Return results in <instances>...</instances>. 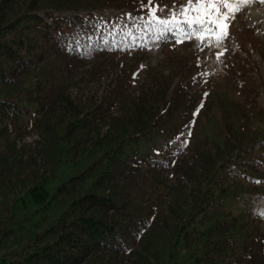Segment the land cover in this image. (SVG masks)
<instances>
[{"label": "trees", "instance_id": "1", "mask_svg": "<svg viewBox=\"0 0 264 264\" xmlns=\"http://www.w3.org/2000/svg\"><path fill=\"white\" fill-rule=\"evenodd\" d=\"M141 2L0 0V264H264V109L258 132L236 110L230 122L208 113L209 92L196 102L179 83L166 100L156 73L161 109L151 90L132 95L145 52L128 39L137 26L91 9L128 7L140 21ZM177 3L154 0L157 15ZM77 10L88 11L60 13ZM150 23L177 43L174 25ZM90 60L85 81L119 75L81 107L70 75ZM29 132L37 139L17 147ZM182 140L195 145L190 166ZM38 155L46 168L29 177Z\"/></svg>", "mask_w": 264, "mask_h": 264}, {"label": "rangeland", "instance_id": "2", "mask_svg": "<svg viewBox=\"0 0 264 264\" xmlns=\"http://www.w3.org/2000/svg\"><path fill=\"white\" fill-rule=\"evenodd\" d=\"M167 1L171 3L173 0ZM185 3L186 0H178L175 6L178 7ZM172 8L170 7V9ZM240 9L236 13L235 19L231 21L235 28H232L230 23L228 28L230 35L219 45L215 37L210 40L206 39L203 43L192 38L186 40L189 44L176 42L164 44L161 35L148 20V12L145 13L144 19H139L140 21L137 20L134 10L128 7L93 8L92 13L98 12L99 15L106 17L120 16L137 26L136 33H131L128 39L132 46H139L143 52L145 51L141 63L144 67L139 66L140 77L130 88L132 95L151 90L154 96L152 106L161 109L163 101L160 100L157 91L160 82L159 79L152 77L154 73H156L155 77L160 74L163 83L168 85L166 100L179 83L182 84L187 98L196 99V102L200 100L199 96L209 92L206 100L208 113L217 114L221 112L225 121L230 122L228 112L232 113L236 110L240 114L239 122H247L246 124L256 126L260 132L263 124L259 121V113L264 109V16H262L264 15V3H260L259 0H252L249 4H241ZM78 12L81 11L60 13L72 15ZM128 13L131 16L126 15ZM231 28L232 30H230ZM225 48L227 51H224ZM201 49L203 50L201 51ZM217 52H223L220 59L216 57ZM198 59L199 64L197 63ZM92 67L93 61H86L82 66L74 68L70 75L72 78V84L69 88L70 97L81 107L98 103L105 95L109 83L119 75L117 69H114L102 73L95 79L85 81L84 72ZM176 71L187 73L192 79L189 81L181 80V73ZM219 119L217 118V121ZM216 127L224 129L219 125ZM102 130H105V126ZM13 137L12 134L9 136V138ZM36 139L37 132H29L16 137L15 141L18 147L23 144H32ZM234 144V138L227 140L228 148ZM7 148L6 140L0 137V152H5ZM193 149H195V145H187L182 148L178 156L184 157L189 166L194 164L195 160ZM215 151V148H212V152ZM25 158L26 155H24ZM45 168L46 164L42 155H38L35 162L29 161L24 173L33 177ZM161 174L164 177L169 176L168 182L171 186L176 184L175 174L172 176L166 170L162 171ZM161 207L164 208L165 204L163 203ZM133 260L130 258L127 264H131Z\"/></svg>", "mask_w": 264, "mask_h": 264}, {"label": "snow or ice", "instance_id": "3", "mask_svg": "<svg viewBox=\"0 0 264 264\" xmlns=\"http://www.w3.org/2000/svg\"><path fill=\"white\" fill-rule=\"evenodd\" d=\"M251 2L252 0H186L183 5L178 7L174 5L164 16L157 15L158 12H164V9L160 8L159 5H154V0H148L147 4H144L142 0L141 8L148 9L147 18L150 22L165 26L174 25L178 34L177 43H183L192 38L203 43L206 39L210 40L215 37L219 45L220 42L229 37L228 28L231 21L235 19L236 13L241 10L240 5ZM259 2L264 3V0H259ZM126 15L131 16L130 13ZM140 18L144 19V17ZM165 30L169 29L166 28ZM224 51L227 49L225 48ZM222 55L223 52H217V59H220ZM197 63L199 64V59ZM141 67L144 66L141 65ZM204 95L207 96L208 94L205 93ZM202 107L203 102L196 108L193 115H198ZM187 135H191V132L189 131ZM181 143L183 146H187L186 140H182ZM155 151L159 152L160 150Z\"/></svg>", "mask_w": 264, "mask_h": 264}, {"label": "built area", "instance_id": "4", "mask_svg": "<svg viewBox=\"0 0 264 264\" xmlns=\"http://www.w3.org/2000/svg\"><path fill=\"white\" fill-rule=\"evenodd\" d=\"M96 14H97V15H99V13H98V12H97ZM100 16H103V15H100Z\"/></svg>", "mask_w": 264, "mask_h": 264}, {"label": "bare ground", "instance_id": "5", "mask_svg": "<svg viewBox=\"0 0 264 264\" xmlns=\"http://www.w3.org/2000/svg\"><path fill=\"white\" fill-rule=\"evenodd\" d=\"M262 10V9H261ZM262 16H264V15H262ZM259 18V17H258ZM255 20V19H254ZM257 21H258V19H257ZM264 22V21H263Z\"/></svg>", "mask_w": 264, "mask_h": 264}]
</instances>
